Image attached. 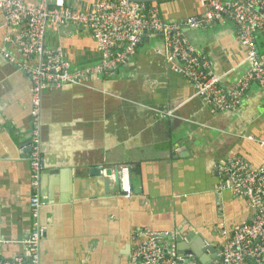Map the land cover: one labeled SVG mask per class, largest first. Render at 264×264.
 Here are the masks:
<instances>
[{"label":"crops","instance_id":"0c3cea01","mask_svg":"<svg viewBox=\"0 0 264 264\" xmlns=\"http://www.w3.org/2000/svg\"><path fill=\"white\" fill-rule=\"evenodd\" d=\"M64 1L67 8L86 11L97 0ZM157 7L161 19L169 23L200 17L206 10L200 0H165ZM13 34L0 13L4 260L24 255L22 242L33 222L27 146L30 84L1 55L5 52L21 63L17 48L7 41ZM184 35L211 61L220 88L234 90L248 65L247 49L232 23L219 18L204 28L185 29ZM45 46L60 48L75 70L100 60L90 34L76 27H48ZM256 47L264 61L260 33ZM237 100L238 106L221 112L197 96L175 64L168 62L158 37L139 42L135 54L107 78L46 88L40 110L44 198L39 211L40 264H128L143 230L179 236L184 252L191 248L201 264H220L225 239L251 214L245 199L224 188L218 168L234 157L254 169L264 168V147L256 142L264 139V93L250 81ZM124 166L130 168L132 179L129 197L120 193L115 181L116 170Z\"/></svg>","mask_w":264,"mask_h":264},{"label":"built area","instance_id":"2783aa9c","mask_svg":"<svg viewBox=\"0 0 264 264\" xmlns=\"http://www.w3.org/2000/svg\"><path fill=\"white\" fill-rule=\"evenodd\" d=\"M200 1L206 7L202 16L169 23L161 19L156 5L128 0H97L86 11L67 8L64 0H38V3L0 0L4 25L14 33L7 41L17 48L21 63L5 52L1 55L7 63L22 71L30 84L31 131L27 146L32 191L29 210L33 218L32 230L22 242L24 255L12 260L0 258V264H40L43 230L39 211L44 201L40 194V110L41 95L46 88L82 86L99 77L107 78L135 54L142 39L158 37L164 45L165 57L175 64L176 72L193 86L197 96L217 110L222 112L238 106L237 97L242 95L247 82H255L264 93V61L256 47V34L264 35V0ZM219 18L232 23L239 42L247 49L248 69L232 91L220 88V79L213 73L211 61L197 52L184 35L185 29L204 28ZM67 26L90 34L100 57L97 65L72 69L60 48L45 46L48 27L58 29ZM248 140L253 139L248 137ZM256 142L264 147V139ZM217 173L223 178L225 189L247 201L251 214L247 223L237 227L225 239L219 252L220 264H264V168L254 169L244 160L234 157L226 160ZM130 174L129 167H120L119 190L125 197L132 193ZM140 235L143 239L131 251L128 264L178 263L174 249H168L165 244V237L172 236L171 233L143 230L138 233Z\"/></svg>","mask_w":264,"mask_h":264},{"label":"water","instance_id":"95a60500","mask_svg":"<svg viewBox=\"0 0 264 264\" xmlns=\"http://www.w3.org/2000/svg\"><path fill=\"white\" fill-rule=\"evenodd\" d=\"M128 1L137 2L141 4H151V3H156L160 0H128ZM143 40L144 39H142L140 42H142ZM119 170L120 168H118L115 172V177H116L115 181L118 186H119ZM105 175L110 176L111 172L107 171ZM104 182L105 184L108 183V179H106V177H104ZM131 184H132V179H131ZM181 240L182 239L179 236L172 237L171 235H169L165 237V244H167V248L170 250L171 248H173L176 253V256L179 258L177 264H201L200 261L198 260V255L195 252L191 251V248L189 252L187 251L184 252V247L181 246ZM186 256H190V257L186 258Z\"/></svg>","mask_w":264,"mask_h":264},{"label":"trees","instance_id":"16d2710c","mask_svg":"<svg viewBox=\"0 0 264 264\" xmlns=\"http://www.w3.org/2000/svg\"><path fill=\"white\" fill-rule=\"evenodd\" d=\"M162 1H165V0H160V1H158V2H156V3H152V4H146V5H148V6H151V5H158V3H160V2H162Z\"/></svg>","mask_w":264,"mask_h":264},{"label":"bare ground","instance_id":"6f19581e","mask_svg":"<svg viewBox=\"0 0 264 264\" xmlns=\"http://www.w3.org/2000/svg\"><path fill=\"white\" fill-rule=\"evenodd\" d=\"M71 27V26H70Z\"/></svg>","mask_w":264,"mask_h":264},{"label":"rangeland","instance_id":"374dc122","mask_svg":"<svg viewBox=\"0 0 264 264\" xmlns=\"http://www.w3.org/2000/svg\"><path fill=\"white\" fill-rule=\"evenodd\" d=\"M159 4V3H158Z\"/></svg>","mask_w":264,"mask_h":264}]
</instances>
